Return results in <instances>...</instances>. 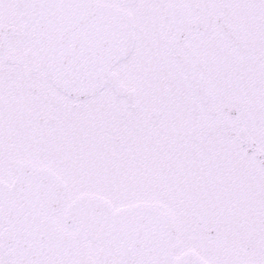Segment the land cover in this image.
Wrapping results in <instances>:
<instances>
[{"label":"snow or ice","instance_id":"snow-or-ice-1","mask_svg":"<svg viewBox=\"0 0 264 264\" xmlns=\"http://www.w3.org/2000/svg\"><path fill=\"white\" fill-rule=\"evenodd\" d=\"M0 264H264V0H0Z\"/></svg>","mask_w":264,"mask_h":264}]
</instances>
